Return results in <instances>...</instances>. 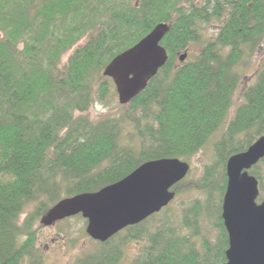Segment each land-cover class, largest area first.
I'll return each mask as SVG.
<instances>
[{
  "label": "trees",
  "instance_id": "obj_1",
  "mask_svg": "<svg viewBox=\"0 0 264 264\" xmlns=\"http://www.w3.org/2000/svg\"><path fill=\"white\" fill-rule=\"evenodd\" d=\"M213 19L222 21L213 39L175 66ZM160 22L170 23L165 66L123 113L91 120L86 112L108 91L103 69ZM263 41L264 0H0V264H44L39 220L61 199L115 183L148 160L189 162L215 133L224 167L217 178L214 164L205 167L196 186L204 201L180 216L165 207L98 241L77 264H120L113 242L121 234L123 244L144 243L130 264H224L226 162L264 135V58L233 116L231 106L244 59ZM250 173L264 194V159Z\"/></svg>",
  "mask_w": 264,
  "mask_h": 264
},
{
  "label": "water",
  "instance_id": "obj_2",
  "mask_svg": "<svg viewBox=\"0 0 264 264\" xmlns=\"http://www.w3.org/2000/svg\"><path fill=\"white\" fill-rule=\"evenodd\" d=\"M169 31L167 22L158 23L105 67L103 75L113 79L120 104L128 105L167 63L169 55L162 40ZM186 57L184 53L180 60ZM262 159L264 135L247 150L227 160L221 216L229 246L224 264H264V199L257 202L259 180L250 173ZM189 170V163L179 158L148 160L115 183L61 199L41 222L48 226L82 214L88 221L87 234L105 242L122 229L139 224L168 206L176 196L174 186Z\"/></svg>",
  "mask_w": 264,
  "mask_h": 264
},
{
  "label": "rangeland",
  "instance_id": "obj_3",
  "mask_svg": "<svg viewBox=\"0 0 264 264\" xmlns=\"http://www.w3.org/2000/svg\"><path fill=\"white\" fill-rule=\"evenodd\" d=\"M189 1L193 2L197 7L201 6L203 3V0H188V2ZM210 3L214 4L215 2L211 1ZM167 23L170 25L169 22ZM221 23L222 21L213 19L200 24L198 31L201 34V42L191 44L186 50L178 52L175 59V66L182 63L179 61L178 57L184 52L188 53L186 58L187 61L195 59L198 53H200L202 45L205 44L206 41L213 39L214 35H216ZM80 44H82V42H80ZM67 56L68 55L65 56L64 61L67 59ZM263 58L264 41L252 56L250 55L244 59L245 62L249 60V63L246 69L241 70V79L239 80L238 88L234 94L230 116H233L236 108L243 101V90L246 86L252 83L254 71L256 69L255 67L260 65ZM112 80L113 79L110 80L108 78H105L104 80L102 79V81L108 82V91L104 100L98 101L99 103H95V105H93L91 109L86 112V115L91 118V120L102 119L106 116L113 117L120 115L121 112H124V106L119 103L116 86ZM137 114L139 113L137 112ZM217 138L218 135L215 133L208 144L196 155H194L189 162L187 161L190 164V170L187 176L182 180L180 191L177 192L174 200L167 206L168 208H171L170 212L174 210L176 211L175 214L180 216L181 210L184 207L197 200L204 201L207 198V193L199 190L196 186L200 179L204 176L206 166L215 165V169L217 170V172L215 171V178H217L223 171V162L217 163L218 160L214 151L215 148L213 141H216ZM220 193L221 190L218 188L215 194L218 201ZM261 194L260 190V195L257 198L258 203L264 199V194H262V199ZM43 216L44 215L40 217V222ZM209 223L210 221H207L209 226L207 234L213 239L215 237V229L211 226V223ZM86 226L87 220L81 215H77L49 227H40L38 229L37 246L44 255V264H77V261L80 258H87L88 254H92V252L100 249V246H97V243L94 242L95 240L92 241V239L88 237L86 233ZM150 228L151 223L148 222L146 229L149 230ZM122 236L123 234H121V236L117 238L113 244L120 245L122 247L124 257L122 258L120 264H130V262L133 261V259L140 253L144 243L129 241L126 243L124 242L123 244L120 239Z\"/></svg>",
  "mask_w": 264,
  "mask_h": 264
},
{
  "label": "flooded vegetation",
  "instance_id": "obj_4",
  "mask_svg": "<svg viewBox=\"0 0 264 264\" xmlns=\"http://www.w3.org/2000/svg\"><path fill=\"white\" fill-rule=\"evenodd\" d=\"M128 227H130V226H128ZM126 228H127V227H126ZM126 228H124V229H126ZM124 229H122V230H124ZM122 230H121V231H122ZM121 231H120V232H121ZM92 241H93V240H92ZM94 242H95V243H97L98 241H97V240H95ZM99 243H100V242H99Z\"/></svg>",
  "mask_w": 264,
  "mask_h": 264
}]
</instances>
